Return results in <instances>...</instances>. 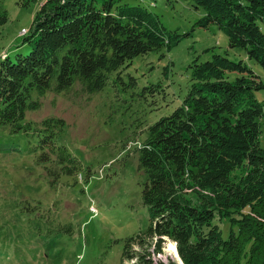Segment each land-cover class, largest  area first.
I'll return each mask as SVG.
<instances>
[{
  "label": "trees",
  "instance_id": "obj_1",
  "mask_svg": "<svg viewBox=\"0 0 264 264\" xmlns=\"http://www.w3.org/2000/svg\"><path fill=\"white\" fill-rule=\"evenodd\" d=\"M119 1L48 0L22 38L27 53L0 54V129L27 137L51 183L75 175L80 163L57 141L63 120H43L29 135L26 112L38 110L47 92H100L136 58L181 42L154 12L115 6ZM190 1L205 12L199 27L217 25L231 48L264 67V0ZM7 21L0 9V27ZM190 69L183 104L148 127L138 149L146 177L142 202L152 224L126 240L123 258L164 264L153 254L169 239L182 264H264V104L256 97L264 84L243 61L223 55L196 60ZM223 222L230 225L228 238Z\"/></svg>",
  "mask_w": 264,
  "mask_h": 264
},
{
  "label": "rangeland",
  "instance_id": "obj_2",
  "mask_svg": "<svg viewBox=\"0 0 264 264\" xmlns=\"http://www.w3.org/2000/svg\"><path fill=\"white\" fill-rule=\"evenodd\" d=\"M46 1L0 0L8 20L0 27L2 56L13 59L27 53L22 46L27 32H21L28 31ZM123 4L154 12L182 36L181 42L171 51L136 58L120 80L111 74L100 92H47L38 110L26 112L29 135H35V126L43 120H63L57 141L81 166L73 176L51 183L35 161L38 152L29 153L27 137L0 129V264H131L123 258L126 240L146 233L152 224L142 202L146 177L138 149L147 128L183 104L191 64L212 60L214 54L227 56L243 61L264 84V67L250 61L244 49L231 48L223 30L215 24L197 25L205 12L194 2L120 0L115 6ZM260 25L264 32V23ZM256 97L264 104V89ZM221 228L228 238L229 223ZM165 240L162 252L153 257L164 264H182L176 244Z\"/></svg>",
  "mask_w": 264,
  "mask_h": 264
},
{
  "label": "built area",
  "instance_id": "obj_3",
  "mask_svg": "<svg viewBox=\"0 0 264 264\" xmlns=\"http://www.w3.org/2000/svg\"><path fill=\"white\" fill-rule=\"evenodd\" d=\"M27 30H22L21 35L26 34Z\"/></svg>",
  "mask_w": 264,
  "mask_h": 264
},
{
  "label": "bare ground",
  "instance_id": "obj_4",
  "mask_svg": "<svg viewBox=\"0 0 264 264\" xmlns=\"http://www.w3.org/2000/svg\"><path fill=\"white\" fill-rule=\"evenodd\" d=\"M176 253V252H175ZM177 258V257H176ZM180 263V260H177Z\"/></svg>",
  "mask_w": 264,
  "mask_h": 264
},
{
  "label": "water",
  "instance_id": "obj_5",
  "mask_svg": "<svg viewBox=\"0 0 264 264\" xmlns=\"http://www.w3.org/2000/svg\"><path fill=\"white\" fill-rule=\"evenodd\" d=\"M179 256V255H178Z\"/></svg>",
  "mask_w": 264,
  "mask_h": 264
}]
</instances>
